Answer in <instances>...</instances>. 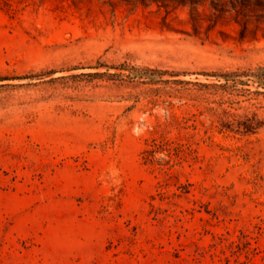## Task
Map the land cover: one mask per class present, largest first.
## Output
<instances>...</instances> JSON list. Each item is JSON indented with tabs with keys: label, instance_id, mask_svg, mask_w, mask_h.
Here are the masks:
<instances>
[{
	"label": "rangeland",
	"instance_id": "1",
	"mask_svg": "<svg viewBox=\"0 0 264 264\" xmlns=\"http://www.w3.org/2000/svg\"><path fill=\"white\" fill-rule=\"evenodd\" d=\"M259 66L264 0H0V264H264Z\"/></svg>",
	"mask_w": 264,
	"mask_h": 264
},
{
	"label": "trees",
	"instance_id": "2",
	"mask_svg": "<svg viewBox=\"0 0 264 264\" xmlns=\"http://www.w3.org/2000/svg\"><path fill=\"white\" fill-rule=\"evenodd\" d=\"M227 82L233 81V87L238 86V84L247 85L249 81L257 83L256 91L248 90L253 96H264V67L259 66L254 70L237 71L232 72L229 75H225ZM242 77H246L247 80H242ZM213 86L221 88L223 85L214 84ZM226 86V85H224ZM262 89V91L259 90ZM224 129L230 131H236L244 134H254L258 130L264 127V117H261L258 113H251L249 115H244L241 119L233 118L222 124Z\"/></svg>",
	"mask_w": 264,
	"mask_h": 264
}]
</instances>
